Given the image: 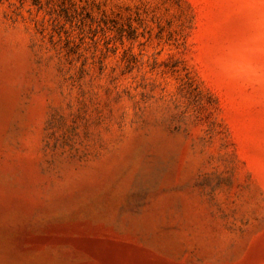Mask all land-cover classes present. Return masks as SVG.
<instances>
[{"label":"rangeland","instance_id":"1","mask_svg":"<svg viewBox=\"0 0 264 264\" xmlns=\"http://www.w3.org/2000/svg\"><path fill=\"white\" fill-rule=\"evenodd\" d=\"M0 264H264V0H0Z\"/></svg>","mask_w":264,"mask_h":264}]
</instances>
